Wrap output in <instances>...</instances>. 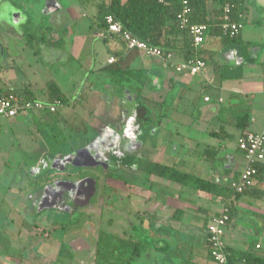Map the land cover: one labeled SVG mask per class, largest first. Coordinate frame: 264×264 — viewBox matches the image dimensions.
Instances as JSON below:
<instances>
[{"label":"crops","instance_id":"0c3cea01","mask_svg":"<svg viewBox=\"0 0 264 264\" xmlns=\"http://www.w3.org/2000/svg\"><path fill=\"white\" fill-rule=\"evenodd\" d=\"M29 1L31 0H0V15L4 16V19L0 20V93L14 90L25 97L41 99L36 95L38 91H42L47 95L46 100H50L52 89L49 85L54 83L67 101H70L69 96L54 78L43 81L44 83L41 81L39 76L41 68L46 69L45 64L51 66L62 54L61 45L58 46L62 41L57 38L62 31L49 23L45 28L33 33L29 28L32 19L29 13L26 14ZM101 2L106 3L109 0H96V8ZM246 5L245 16H242L245 22L252 19L254 24H259L260 19L257 18L255 11L258 10V5L264 7V0H248ZM219 7V0H209V16L214 17ZM18 10L22 19L14 23L12 13ZM181 37L179 36L180 39ZM211 37H214V41ZM122 46L126 48L124 43ZM263 52L262 42L251 38L242 28L237 41L223 40L218 35H207L198 50L199 57L208 63L205 74L178 72L171 65L167 67L168 62L159 57H150L151 60L157 59L151 62L144 60L142 65L131 59L129 64L122 67L141 68L144 71L149 69L150 73L147 75L151 76V85L146 80V72L144 77L134 80L136 83L148 84L145 86L148 89L152 86L150 93L160 99L161 106H166L165 101L167 103L166 110L161 107L160 112L153 111L159 121L149 128L152 130L151 135L144 137L145 145L153 149L155 163L176 166L182 171L213 182L219 188L216 193H209L153 174L154 186L159 188L165 185L172 196L165 211L168 214L167 226L163 228L160 237V242L164 241L165 246L163 247L160 242L157 245L160 252L165 253L163 257L160 254L165 262L171 258V261H168L170 264H177L176 262L191 264L186 263V257L182 256L185 253H189L191 258L200 264L204 262L208 264L213 260L209 255L206 227L211 218L220 212L224 201L229 198H233L232 218L225 229L229 255L231 249L251 251L264 256L263 239L256 237L251 241L255 231L250 230L246 224L239 226L233 224L235 205L245 203L247 205L246 198L249 195L235 199V194L224 195L219 191L229 188L230 182L239 176L244 164L243 152L238 147L239 137L248 132L264 131V73L259 78L255 75L264 61ZM111 56L116 60L112 63L107 61L109 66L92 69L97 78L98 75L102 76V73L107 72L103 77L105 79L100 81L101 87L96 88L94 81L83 80L82 87L74 97V102L88 108L89 112L90 109L97 112L100 105L112 109L108 102L115 91L110 87L114 83H119L112 79L108 71L119 68L113 65L118 63L122 52L115 50ZM174 56L179 61L183 60L180 52H174ZM211 89L216 91L217 98L209 93ZM225 95L230 96L227 103H224ZM102 97L104 98L101 102ZM205 97L209 99L205 100ZM107 98L109 99L105 103L104 100ZM20 117L25 121L29 119L26 115L8 119L15 121V124L19 122L21 124L22 121L17 120ZM86 120L88 119L83 118L81 123H85ZM3 121L0 119V130L3 127H13L11 122L5 124L6 121ZM243 125L246 128H242ZM171 145L174 146L172 153ZM9 156L12 155L7 152L2 155L5 158ZM174 189L179 192H174ZM212 194L215 195L213 199ZM192 197L207 199V204L196 202ZM208 199L214 203L208 204ZM258 232L264 235V226L258 229ZM257 243H260L261 247L255 246L254 249L253 246ZM237 264L248 263L240 261Z\"/></svg>","mask_w":264,"mask_h":264},{"label":"flooded vegetation","instance_id":"af4514ba","mask_svg":"<svg viewBox=\"0 0 264 264\" xmlns=\"http://www.w3.org/2000/svg\"><path fill=\"white\" fill-rule=\"evenodd\" d=\"M137 85L114 83L111 100H104L112 109L100 105L78 131L51 119L43 128L30 122L33 145L21 143V157H2L6 148L16 151L14 135L0 140L1 195L8 202L7 209L0 204V228L13 250L0 246V264H170L157 245L172 196L165 185L154 186L153 149L144 141L159 121L153 111L160 99L143 95L148 84Z\"/></svg>","mask_w":264,"mask_h":264},{"label":"rangeland","instance_id":"374dc122","mask_svg":"<svg viewBox=\"0 0 264 264\" xmlns=\"http://www.w3.org/2000/svg\"><path fill=\"white\" fill-rule=\"evenodd\" d=\"M44 1V3H43ZM41 1L44 8L41 6L40 1L28 4V8H26V14L29 13L32 21L30 22V29L33 33L38 29L45 28L49 23L50 25L54 24L53 27L58 28L62 33L60 34L58 39L62 41V43H58L62 50V54L56 62H54L51 66L46 65V69H42L39 71V76H41V81H46L49 79L56 80L60 85L61 89L69 96L70 101L68 100L65 104H62L56 112H53L49 115L48 112H39V111H30L26 115V118H29L27 121L23 117L17 118L18 121H22V123H16L8 118H0L3 119L5 124L12 123L13 127H3L0 130V140L3 143H6V139L10 135H14L16 139V143L14 147L16 151H12L9 148H6L5 152L12 154V159L21 157V143H28L29 145H33L32 139L34 135L32 131L35 125L31 123L34 122L38 127L42 128L45 126V120H50L60 122V129H64L65 131H70L72 133L73 130L81 129L82 124L81 120L83 118H87L90 120L92 117V109L90 112L88 108H84L82 105L74 102V97L77 95L78 90L82 87V81H94L96 88H100L101 80L107 72L102 73V76L95 75L92 69H97L101 67H107L110 64L107 63L108 58L114 54L115 50H121L122 57H119L118 63H115L113 66H118L122 68L126 64L130 63L131 59H135L139 65L143 64V61L151 62L152 60L156 61L157 58H151L146 56L143 52L138 51L136 49L123 48L122 40L116 36V38H108L104 39L98 36V28L96 26L95 21L97 20V8L95 6L96 0H43ZM251 1V0H250ZM257 1V0H256ZM252 3V2H251ZM254 9V7H253ZM258 10L255 11V14L258 19H260L259 24H254L252 19H249L244 23L243 28L244 31H247V34L251 38H255L260 43L262 42V46H264V7H260L258 5ZM27 18V17H26ZM57 25V26H55ZM214 41V37H211ZM59 48V47H58ZM262 60H264V52L262 56ZM145 62V61H144ZM134 63H132L133 65ZM145 65V64H144ZM167 67H170V63H166ZM264 73V61L259 70L256 71L255 75L257 78L261 77ZM110 78V77H109ZM83 81V82H84ZM109 81V79H108ZM44 83V82H43ZM127 86L135 87L137 85L135 80L131 81H123L118 82ZM197 84V83H196ZM217 83H215L216 85ZM138 86V85H137ZM113 89V86L110 87ZM152 92L151 89L145 87L143 89V95H150ZM209 93L212 97L217 98L215 94L216 91L211 89ZM111 95V94H110ZM41 99H47V95L45 92L38 91L37 95ZM230 96L225 95L224 103L229 102ZM161 104L159 103L158 112H160ZM49 115V116H48ZM51 117V118H49ZM14 118V117H13ZM28 121H31L29 124ZM86 122V121H85ZM56 131H59L56 124L53 125ZM78 131V130H77ZM68 132L63 133L64 135ZM10 144V143H9ZM13 152V153H12ZM4 159H6L4 157ZM193 160V159H191ZM187 170V167H185ZM7 175V173H6ZM1 181V179H0ZM3 187L0 185V204L4 202V205L1 206L2 209H7V201H3L2 193L5 187V181L2 179ZM1 183V182H0ZM1 183V184H2ZM174 192H179L174 189ZM185 196V195H183ZM215 197V195H211V198ZM246 198L247 205H235L233 224L235 226H239L242 224H246L250 230L255 231V235L251 237L252 239L260 238L263 239L264 245V235H261L258 232V229H261L264 226V197L261 199H256L251 196H247ZM192 199L196 200V202H201L202 204H207V199H201L197 197H192ZM213 199V198H212ZM214 202L208 199V204H213ZM4 229L0 228V246L4 250H8V245L5 244V240H3L6 235L3 231ZM176 231V230H175ZM197 245V244H196ZM202 248V245L199 247ZM254 249L255 245L253 246ZM12 250V249H11ZM13 251V250H12ZM127 253V252H126ZM182 256L186 257L187 262H191V264H200L199 261L192 259L189 253H185ZM21 257V256H17ZM129 254H125L124 258H128ZM22 258V257H21ZM185 259V260H186ZM33 260V259H32ZM140 260H143L141 258ZM194 262V263H192ZM47 264H56L55 261H46ZM175 263V262H174ZM179 264V262H176ZM6 264H13L10 261H7ZM25 264V262H24ZM28 264H35L34 262L28 260ZM201 264H207L206 262ZM208 264H215L213 260L209 261Z\"/></svg>","mask_w":264,"mask_h":264},{"label":"trees","instance_id":"16d2710c","mask_svg":"<svg viewBox=\"0 0 264 264\" xmlns=\"http://www.w3.org/2000/svg\"><path fill=\"white\" fill-rule=\"evenodd\" d=\"M183 1L167 0V3H161L158 0H109L106 3L101 2L97 4L96 26L97 28L104 26L105 16L111 14L136 37L160 47L165 52H180L183 60L199 57L198 50L200 46H193L192 36L188 29L191 24L206 23L209 25L208 35H218L223 40L228 41L238 40L240 32L234 37L229 36L222 27L223 20L219 18L223 13V5L226 0H219L220 7L214 17H210L208 14L209 0H187L191 8L188 16L189 23L182 27L177 15L182 10ZM228 1L232 3L231 19L237 22H245V18L242 16H245L244 12L248 0ZM179 36H182L181 39ZM108 72L112 79L118 82L131 81L145 76V71L141 68H114ZM49 87L52 89V95L51 99L46 101L60 99L62 104L67 102V99L58 90L57 85L50 83ZM241 127L246 128L245 125ZM259 167L260 172L264 174V167L262 165ZM149 171L181 185L191 186L209 193H216L219 189L213 182L182 171L176 166L156 163ZM219 191L224 195L235 194V199H239L242 195L262 198L264 196V184L260 187L247 189L243 193H234L230 187ZM230 252L229 264H237L240 261L248 264H264V256L251 251L230 249Z\"/></svg>","mask_w":264,"mask_h":264},{"label":"built area","instance_id":"2783aa9c","mask_svg":"<svg viewBox=\"0 0 264 264\" xmlns=\"http://www.w3.org/2000/svg\"><path fill=\"white\" fill-rule=\"evenodd\" d=\"M161 3H167V0H158ZM191 11L187 0L183 1L182 10L177 18L182 27L189 23V13ZM232 3L228 0L223 5L222 27L229 36H236L243 28L244 22H237L231 19ZM104 26L98 28V36L104 39L118 36L125 47L129 50L136 49L149 57H159L174 67L178 72H186L192 75L205 74L208 63L202 57L190 58L187 60H177L173 52H165L158 46L152 45L125 29L123 25L108 14L104 18ZM192 36L194 47H199L205 42L209 25L206 23L191 24L188 27ZM116 60L114 56L109 58L112 63ZM209 97H205L208 100ZM62 105L60 99L46 101L25 97L14 90L7 93H0V118H13L18 115L27 114L30 111L56 112ZM238 147L243 152L244 164L239 176L230 182L229 187L234 193H243L245 190L260 187L264 184V174L260 172V167H264V131L248 132L241 135L238 139ZM233 198L226 199L220 212L213 216L206 227L209 255L215 264H229V252L225 242V229L231 220V204ZM256 248L261 244L257 243Z\"/></svg>","mask_w":264,"mask_h":264},{"label":"water","instance_id":"95a60500","mask_svg":"<svg viewBox=\"0 0 264 264\" xmlns=\"http://www.w3.org/2000/svg\"><path fill=\"white\" fill-rule=\"evenodd\" d=\"M13 15V21L14 23H18L22 18H21V12L18 10V11H15L12 13ZM4 19V16L3 15H0V20H3Z\"/></svg>","mask_w":264,"mask_h":264}]
</instances>
